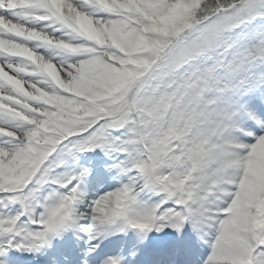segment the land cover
Segmentation results:
<instances>
[{
    "label": "snow or ice",
    "instance_id": "1",
    "mask_svg": "<svg viewBox=\"0 0 264 264\" xmlns=\"http://www.w3.org/2000/svg\"><path fill=\"white\" fill-rule=\"evenodd\" d=\"M0 264H264V0H0Z\"/></svg>",
    "mask_w": 264,
    "mask_h": 264
}]
</instances>
